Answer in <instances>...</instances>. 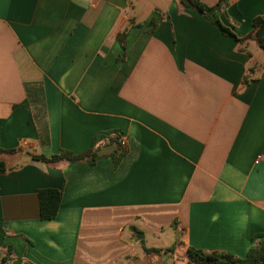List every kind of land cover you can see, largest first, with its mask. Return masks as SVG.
Returning a JSON list of instances; mask_svg holds the SVG:
<instances>
[{
    "label": "crops",
    "instance_id": "1",
    "mask_svg": "<svg viewBox=\"0 0 264 264\" xmlns=\"http://www.w3.org/2000/svg\"><path fill=\"white\" fill-rule=\"evenodd\" d=\"M149 1L0 0V148L19 150L0 172V264H185L187 247H264V58L177 1ZM263 15L264 0H226L217 19L244 38ZM108 132L122 157H33ZM45 189L61 193L52 220Z\"/></svg>",
    "mask_w": 264,
    "mask_h": 264
},
{
    "label": "trees",
    "instance_id": "2",
    "mask_svg": "<svg viewBox=\"0 0 264 264\" xmlns=\"http://www.w3.org/2000/svg\"><path fill=\"white\" fill-rule=\"evenodd\" d=\"M177 1L179 6L183 9L194 10L201 15H203L208 21H210L221 33V35L231 38L238 45V51L245 52V50L240 47L245 41L254 42L264 55V15L257 16L252 20V29L250 33L244 38H238L234 33H232L227 27L223 26L217 19V15L226 6V0H219L213 6H206L199 0H173ZM131 22L126 25L120 32L116 34V40L122 51L125 50V37L127 35L128 29L131 27ZM248 81L247 78L243 79V83ZM105 139V144L114 145L116 148L113 151L118 158L124 155L125 150H122L119 144V136L117 134L102 133L97 134L92 142V145L86 151L79 154L73 155L67 151L60 150L57 154L52 155L50 158H45L43 156H33L34 159L42 161L47 164H59V163H80L87 162L92 164L95 160L99 159L96 155L98 148H94L95 143L100 140ZM19 153L17 149H1L0 148V172L9 170L10 168L5 167V162L3 159L14 156ZM38 204H39V216L41 220H52L55 218L57 211L59 209L61 193L54 189L39 190L37 192ZM172 248L165 250V252H170ZM145 253H160L156 249H145ZM10 257V251L8 252ZM264 255V247L249 249L244 258H238L233 254L223 252V251H212L206 252L204 250L195 249L192 247H187L185 264H264L260 262V258ZM8 258L2 257L1 261L6 262Z\"/></svg>",
    "mask_w": 264,
    "mask_h": 264
},
{
    "label": "rangeland",
    "instance_id": "3",
    "mask_svg": "<svg viewBox=\"0 0 264 264\" xmlns=\"http://www.w3.org/2000/svg\"><path fill=\"white\" fill-rule=\"evenodd\" d=\"M132 2H133V4H135L136 10H137L138 6H140V5H147L148 6L151 3V1H149V0H138V2H136V0L135 1L132 0ZM249 44L250 45L248 46V51L253 55V58L257 59V57H258L260 59H263L264 55H262L261 49L254 42H250ZM167 230L168 229H166L165 231H167ZM169 236H170V242H168V241L166 243L164 242L165 243L164 245H166L165 247H170L172 241H174V239H176V234L170 233ZM154 240H155V238L148 236V242H151Z\"/></svg>",
    "mask_w": 264,
    "mask_h": 264
},
{
    "label": "water",
    "instance_id": "4",
    "mask_svg": "<svg viewBox=\"0 0 264 264\" xmlns=\"http://www.w3.org/2000/svg\"><path fill=\"white\" fill-rule=\"evenodd\" d=\"M115 146L114 145H107L104 147H101L97 152L96 155L97 156H103V155H108L110 153H112L115 150ZM140 238H142V236L140 235ZM260 262H264V255L260 258L259 260Z\"/></svg>",
    "mask_w": 264,
    "mask_h": 264
},
{
    "label": "built area",
    "instance_id": "5",
    "mask_svg": "<svg viewBox=\"0 0 264 264\" xmlns=\"http://www.w3.org/2000/svg\"><path fill=\"white\" fill-rule=\"evenodd\" d=\"M119 144H120L121 149L125 150V148H126L125 141L123 139H121L120 137H119ZM263 159H264L263 156H258L256 159V163H258L259 161H262Z\"/></svg>",
    "mask_w": 264,
    "mask_h": 264
}]
</instances>
